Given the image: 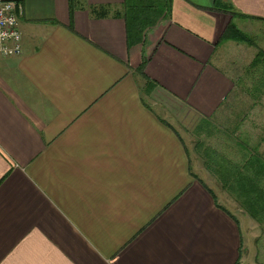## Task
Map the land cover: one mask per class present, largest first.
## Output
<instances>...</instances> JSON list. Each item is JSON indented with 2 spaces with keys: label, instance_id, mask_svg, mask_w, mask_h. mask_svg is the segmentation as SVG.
<instances>
[{
  "label": "crops",
  "instance_id": "1",
  "mask_svg": "<svg viewBox=\"0 0 264 264\" xmlns=\"http://www.w3.org/2000/svg\"><path fill=\"white\" fill-rule=\"evenodd\" d=\"M21 5L22 55L0 58V264H237L239 223L180 130L234 89L231 22L262 31L264 50V0H170L144 74L125 0Z\"/></svg>",
  "mask_w": 264,
  "mask_h": 264
},
{
  "label": "rangeland",
  "instance_id": "2",
  "mask_svg": "<svg viewBox=\"0 0 264 264\" xmlns=\"http://www.w3.org/2000/svg\"><path fill=\"white\" fill-rule=\"evenodd\" d=\"M251 31L254 33H249L248 36L261 47L262 31ZM225 43L227 44L220 55L223 60L221 66L233 75L234 84L238 87L234 86L232 93L214 115L203 119L206 126L201 127L199 124L196 127H186L180 133L187 145L193 173L239 223L242 242L237 264H264V224L241 208L231 190L223 188L218 177L210 171L213 169L212 164L209 162V167L205 165L206 154L212 149L236 163H244L250 159L256 163L264 155V96L260 100H252L245 92V84L239 83L240 79L247 77V62L252 58L249 54L245 57V49L241 45L253 49L254 54L257 49L241 40H227ZM148 59L149 56H146L145 61L148 62ZM262 168L261 171H264V166Z\"/></svg>",
  "mask_w": 264,
  "mask_h": 264
},
{
  "label": "trees",
  "instance_id": "3",
  "mask_svg": "<svg viewBox=\"0 0 264 264\" xmlns=\"http://www.w3.org/2000/svg\"><path fill=\"white\" fill-rule=\"evenodd\" d=\"M125 7L131 61L134 62L136 58L142 56V63L137 67V71L143 73L147 62L141 47L151 29L162 21L169 20L170 0H125ZM222 12L232 17L242 16L226 10ZM227 40H241L257 49L254 60L247 68V77L244 80L240 79L239 83L245 84V92L252 100H260L264 96V50L232 22L221 37V43ZM145 90L147 93L151 92L148 86ZM206 124L202 121L201 127ZM206 155V167L210 166L209 162L212 164L213 169H209L218 177L223 188L231 190L241 208L253 219L264 224V171H261L264 166V155L256 163L252 159L236 163L213 149ZM195 178L200 180L196 175ZM202 184L207 188L203 182Z\"/></svg>",
  "mask_w": 264,
  "mask_h": 264
},
{
  "label": "built area",
  "instance_id": "4",
  "mask_svg": "<svg viewBox=\"0 0 264 264\" xmlns=\"http://www.w3.org/2000/svg\"><path fill=\"white\" fill-rule=\"evenodd\" d=\"M22 0H0V58L22 55L20 17Z\"/></svg>",
  "mask_w": 264,
  "mask_h": 264
}]
</instances>
